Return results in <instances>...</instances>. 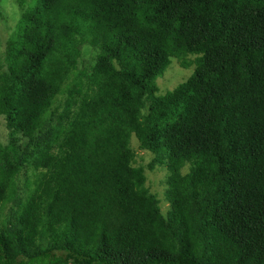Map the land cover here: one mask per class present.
I'll return each mask as SVG.
<instances>
[{"label":"trees","instance_id":"1","mask_svg":"<svg viewBox=\"0 0 264 264\" xmlns=\"http://www.w3.org/2000/svg\"><path fill=\"white\" fill-rule=\"evenodd\" d=\"M18 3L0 264H264V0ZM171 58L192 73L158 94Z\"/></svg>","mask_w":264,"mask_h":264},{"label":"rangeland","instance_id":"2","mask_svg":"<svg viewBox=\"0 0 264 264\" xmlns=\"http://www.w3.org/2000/svg\"><path fill=\"white\" fill-rule=\"evenodd\" d=\"M21 7L18 0H0V51L3 50L4 42L15 29L17 21L20 17ZM95 50L89 46L82 47V55L80 63L89 64L94 58ZM193 67L181 68L175 58H171L170 64L165 69L161 76H158L156 83L158 86V94H162L167 90L172 89L179 82L186 79L192 73ZM5 128L3 119L0 118V139H5ZM131 146L135 151V160L137 164L145 166L151 158V153L139 149L136 138L132 135ZM136 141V142H135ZM168 174L167 169L161 166H155L153 170H146V185L149 189L156 193L159 200L161 210L167 209V202L164 201V191L167 187L165 177Z\"/></svg>","mask_w":264,"mask_h":264},{"label":"clouds","instance_id":"3","mask_svg":"<svg viewBox=\"0 0 264 264\" xmlns=\"http://www.w3.org/2000/svg\"><path fill=\"white\" fill-rule=\"evenodd\" d=\"M146 173V172H145ZM160 204V203H159Z\"/></svg>","mask_w":264,"mask_h":264}]
</instances>
